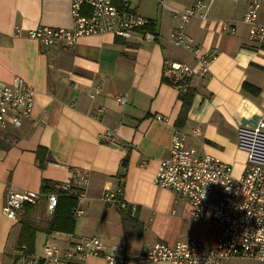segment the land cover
Segmentation results:
<instances>
[{
	"label": "crops",
	"instance_id": "1",
	"mask_svg": "<svg viewBox=\"0 0 264 264\" xmlns=\"http://www.w3.org/2000/svg\"><path fill=\"white\" fill-rule=\"evenodd\" d=\"M70 1L0 0V79L21 76L34 92L30 117L18 127L0 126V264H28L17 244L19 220L2 212L7 191L40 192L44 181L78 186V171H86L87 183L75 232L47 234L39 205L34 217L41 228L29 256L36 264L43 262L46 243L65 248L94 234L106 245L121 246L129 257L124 264H176L134 258L141 247L156 242L196 239L215 245L220 225L211 219L210 208L204 218H193L188 202L153 178L159 161L170 153L175 130L185 132L200 153L231 164L236 177L248 165L240 130L254 129L264 113V44L249 39L242 19L251 0H203L207 7L186 23L187 34L212 59L206 74L192 77L185 90L176 88L164 69L166 60L193 63L191 52L175 45L170 33L178 23L173 14L196 0H156L155 9L148 0H132L136 12L154 21L153 40L99 33L64 47L45 46L28 36L39 25L71 26ZM258 19L264 21V0ZM96 82L101 83L98 90ZM245 83L255 91L245 89ZM189 91L190 104L179 122L182 97ZM118 95L127 100L118 102ZM106 131L115 132L118 145L103 138ZM38 147L44 149L42 165ZM119 186L124 200L137 204L134 213L101 199L106 188ZM253 261L233 257L222 264ZM68 264L108 263L92 255Z\"/></svg>",
	"mask_w": 264,
	"mask_h": 264
},
{
	"label": "built area",
	"instance_id": "2",
	"mask_svg": "<svg viewBox=\"0 0 264 264\" xmlns=\"http://www.w3.org/2000/svg\"><path fill=\"white\" fill-rule=\"evenodd\" d=\"M260 0H251L243 13V22L248 26L250 40L264 44V21L258 19ZM203 0H196L183 11L175 12L178 18L170 33L172 42L188 49L193 63L165 61V75L178 89L185 90L194 76L208 71L212 59L210 52L195 44L185 30L186 23L205 9ZM72 25L54 27L39 25L28 31V36L39 40L45 46H74L81 36L111 33L126 39L153 40L155 33L150 25L153 20L132 7V0H71ZM205 14H202L204 16ZM101 87L95 83V89ZM33 90L18 75L9 81L0 79V126H20L29 118L33 108ZM95 92L90 93L94 97ZM116 100L124 103L127 96L118 95ZM99 110H102L99 109ZM164 120V116L156 115ZM264 113L254 129L240 130L241 146L247 149L248 165L238 177L233 175L231 164L207 154L200 153L187 142L188 135L175 130L171 137L170 153L159 161L153 181L160 187L177 191L189 204L190 215L195 219L205 217L208 208L211 219L220 225V232L213 246H207L196 239L176 241L173 245L156 242L141 247L134 258L140 263L168 261L176 264H222L233 257H242L264 262ZM200 133L199 128L194 129ZM103 138L118 145L114 131H106ZM86 171H78L77 184L81 190L79 199L85 195ZM72 182L56 184L65 193L72 191ZM57 191L46 195V209L52 213L57 203ZM40 192L16 191L10 188L2 204L5 216L19 220L26 203H36ZM101 199L118 209L134 213L136 203L123 198V187L106 188ZM78 206L75 213L80 214ZM41 264H68L73 258L83 260L88 256H102L108 264H124L129 260L119 245H106L94 235H85L61 248L45 244ZM28 264H36L32 257H25Z\"/></svg>",
	"mask_w": 264,
	"mask_h": 264
},
{
	"label": "trees",
	"instance_id": "3",
	"mask_svg": "<svg viewBox=\"0 0 264 264\" xmlns=\"http://www.w3.org/2000/svg\"><path fill=\"white\" fill-rule=\"evenodd\" d=\"M154 23L150 25L153 29ZM244 88L249 91H255V87L245 83ZM192 92L189 91L186 95L182 97V109L179 116V122L184 119L185 112L190 104V99ZM41 147L36 149L38 164L42 165L44 162V154ZM57 183H48L44 181L40 188L41 197L36 203H26L23 207L22 216L19 219L20 231L17 238V244L21 249L23 256L29 257L35 252V237L38 230H40V225L36 221L34 215L39 206L40 200H46V195L50 192L57 191V203L50 213V216L44 220L45 226L43 230L50 234L52 232H61L66 234H73L76 228V218L77 214L75 209L78 207V192L81 190L78 186L72 185V191L70 193H65L56 188Z\"/></svg>",
	"mask_w": 264,
	"mask_h": 264
},
{
	"label": "rangeland",
	"instance_id": "4",
	"mask_svg": "<svg viewBox=\"0 0 264 264\" xmlns=\"http://www.w3.org/2000/svg\"><path fill=\"white\" fill-rule=\"evenodd\" d=\"M134 2H136V0H134ZM148 6L149 7H151V8H156V6H157V2H156V0H148ZM154 22V21H153ZM39 205H40V213H39V222L40 221H44V220H46L47 219V217H49L50 216V213H48L47 212V209H46V200H40V202H39ZM38 210V209H37ZM37 213H38V211H37ZM36 215V214H35ZM41 217L43 218V219H41ZM243 259H248V258H243ZM244 261H246V260H244ZM251 261V260H250ZM253 263L254 264H264V262H257V261H253Z\"/></svg>",
	"mask_w": 264,
	"mask_h": 264
}]
</instances>
